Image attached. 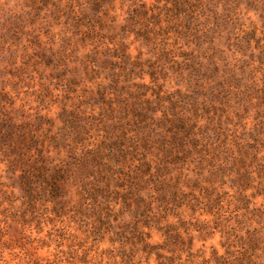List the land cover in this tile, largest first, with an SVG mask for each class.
<instances>
[{"label":"trees","instance_id":"16d2710c","mask_svg":"<svg viewBox=\"0 0 264 264\" xmlns=\"http://www.w3.org/2000/svg\"><path fill=\"white\" fill-rule=\"evenodd\" d=\"M117 1H37L52 6L55 20L66 18L56 34L44 26L46 44L16 24L0 33V63L13 70L1 73L22 79L30 72L42 81L49 70V85L57 80L54 89L72 97L55 118L32 116L0 89V225L39 224L48 206L61 212L74 199L84 217L119 221L114 235L134 238L159 264H209L196 261L188 228L194 225L187 227L179 211L218 220L229 195L217 190L227 182L237 203L264 197V108L256 111L262 134L251 136V144H233L221 127L233 100L249 102L255 94V107H264V33H225L214 0H129L127 17L116 24L110 13ZM246 6L264 16V0ZM22 32L26 44L17 38ZM221 45L234 50V64ZM246 49L248 60L235 57ZM245 74L252 92L243 85ZM125 215L129 222L121 220ZM152 227L161 231V244L148 242L143 229ZM225 242L224 256L212 255L214 264L237 263Z\"/></svg>","mask_w":264,"mask_h":264},{"label":"rangeland","instance_id":"374dc122","mask_svg":"<svg viewBox=\"0 0 264 264\" xmlns=\"http://www.w3.org/2000/svg\"><path fill=\"white\" fill-rule=\"evenodd\" d=\"M37 1L39 2V0H0V33H7L5 31L16 24L23 27L24 32H32L34 36H39L40 40L46 44L49 35H45L44 26L49 24L51 32L56 34L61 30L60 24H64L66 18L61 16L55 20L52 6ZM51 1L55 2L56 0ZM215 1H213L214 8L220 15L218 24H227L222 27L225 29V33L232 30L238 34V37H241L244 32H248L252 28L256 29L258 37L261 36L260 32L264 33V16L248 9L246 3L249 0ZM61 4H65L64 1ZM130 4L129 0L117 1L116 10L114 13H110L111 16H116V24H121L122 19L127 17ZM98 16H100L99 13ZM208 17L211 23V14ZM200 21L203 22V19ZM233 27L235 29H232ZM7 31L9 33V30ZM24 32L17 36L22 44H26V40L29 39ZM232 39L231 36L230 42ZM54 42H58V40ZM134 46L136 47V45ZM253 46L252 43L251 50ZM221 49L224 50L223 56L234 64L231 56L233 49L227 51L225 45H221ZM143 51L145 52V50ZM252 52L255 56L259 55L257 50H252ZM131 53L135 54L133 47ZM244 54V57H241V54H236L235 57L248 60L249 49H246ZM17 64L19 65V60ZM241 64V62H237L236 67H240ZM257 66V63H253L251 67L256 68ZM5 67V70L13 71L5 63H0V69ZM1 71L0 89L9 92L16 108L23 106L25 113L32 116L38 113L55 118L61 104L66 100L64 98H72L71 95L68 96L64 91L62 92L61 87H57L58 90L54 89L53 84H60L57 80H52L49 85L48 77L46 79L49 70H44L45 78L42 81L35 73L26 72V75L19 79L16 77L17 72L12 78L7 72ZM247 75L245 74L242 82L247 87L246 89L252 92L254 85L247 80ZM255 76L257 79L263 77L262 73H255ZM173 82L174 80L167 81L166 88L174 89ZM256 82L259 86L261 85L260 80ZM41 83L50 86L51 90L49 92L41 91ZM251 97L249 102L233 100L232 108H224L226 116L221 117V127L224 129L223 132L228 133L229 139L235 140L233 144L238 143L246 146V144L252 143L251 136L258 132L262 134L260 125L256 121V111H262L264 107L257 109L255 107L258 102L256 95L251 94ZM66 102L69 106L70 101ZM231 148L235 150L233 145ZM260 154L262 156L264 152L261 151ZM229 186L230 184L227 182L217 190L219 194L225 192L229 195L223 198V208L219 212L218 220H215L211 215L201 213L200 210L192 216L188 208L180 209L179 212L185 225L187 227L189 224L194 225V227H188L191 230L189 231L190 235L193 237L191 251L199 255L196 259L198 263L205 259L209 261V264H214L211 260L213 253L216 256H224L227 248L226 246L222 247L221 244L227 240L233 246L228 249L229 252L232 251V254L238 257L236 264H264V197H255L250 200L248 205L243 204L244 202L237 203L236 194L233 189H229ZM253 192L254 190H247L245 195L250 196ZM71 200V203L66 204L61 212L54 213L48 206L49 214L43 216L44 218L39 224L35 220L24 226L12 224L13 227L9 228L1 224L3 232L0 234V264H159L154 254L146 255L141 251L140 245L136 244L134 238L125 241L114 235L115 231H119L116 229L119 221L114 222L110 218L108 223L104 224L103 220L102 224V221L96 219L94 215H91L90 218L84 217L82 213H77L73 207L76 206L73 204L75 200ZM121 220L129 222L130 218L125 215ZM168 220L175 223L173 219L169 218ZM107 226L112 227L111 230L107 231ZM200 228H206V231H196ZM143 230L150 235L149 243H162L161 231H157L154 227ZM129 237L131 238L132 235L127 234V238ZM164 256H168V253L165 252Z\"/></svg>","mask_w":264,"mask_h":264}]
</instances>
